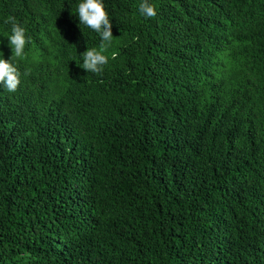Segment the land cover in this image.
Wrapping results in <instances>:
<instances>
[{"label":"trees","instance_id":"trees-1","mask_svg":"<svg viewBox=\"0 0 264 264\" xmlns=\"http://www.w3.org/2000/svg\"><path fill=\"white\" fill-rule=\"evenodd\" d=\"M80 2L0 0V264H264V0Z\"/></svg>","mask_w":264,"mask_h":264},{"label":"clouds","instance_id":"clouds-1","mask_svg":"<svg viewBox=\"0 0 264 264\" xmlns=\"http://www.w3.org/2000/svg\"><path fill=\"white\" fill-rule=\"evenodd\" d=\"M139 14L144 18H154L157 15L156 8L149 0H141L138 4ZM76 14L79 17L80 25L90 28L98 33L101 38L99 49L87 48L81 56L83 63L81 67L87 73L100 75L104 66L107 65L109 57L104 53L107 52L108 46L111 43L112 24L109 19L102 0H81L77 5ZM4 23L11 24V34L8 35L9 45L12 55L9 59L0 57V86H3L8 92L14 93L20 85V71L13 63L14 60H22L24 58L25 45L30 38H26V29L16 20L14 16H8ZM112 59L116 58L115 53L112 54ZM28 75V72L24 73Z\"/></svg>","mask_w":264,"mask_h":264}]
</instances>
